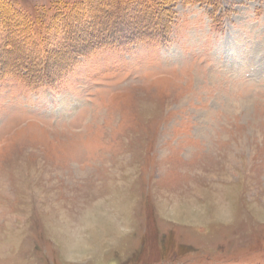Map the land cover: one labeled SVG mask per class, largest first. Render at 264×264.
<instances>
[{
  "label": "rangeland",
  "instance_id": "374dc122",
  "mask_svg": "<svg viewBox=\"0 0 264 264\" xmlns=\"http://www.w3.org/2000/svg\"><path fill=\"white\" fill-rule=\"evenodd\" d=\"M221 3L0 0V264H264V0Z\"/></svg>",
  "mask_w": 264,
  "mask_h": 264
},
{
  "label": "trees",
  "instance_id": "16d2710c",
  "mask_svg": "<svg viewBox=\"0 0 264 264\" xmlns=\"http://www.w3.org/2000/svg\"><path fill=\"white\" fill-rule=\"evenodd\" d=\"M185 1L188 3H191V4H201V5H207V6L211 7L213 9L211 16L213 18L215 26H217L219 28H221L223 26L224 18L226 16V14L222 8L223 7V4L221 3L222 0H185ZM141 15H144V14H141ZM70 24H71V26H70L71 29H73L72 22ZM128 26H131L132 28H134V26H132L130 24ZM80 28L82 29L81 26H80ZM155 31L156 30H154V32H151V30H148V29L142 31L141 29L139 30V28H138L134 31L133 30L129 31L128 32L129 36L126 34L118 35L119 34L118 33V34H116L117 36L115 35V38H113V39L106 38V36L102 37V38H96V40H98V41L96 42L93 39V41H95V42H92V44L88 43V45L89 44H91V45H89V48H86V49H84L85 46H80L79 43H77V44L74 43V45H73L74 48L72 49V52L74 54H73V60L71 62L73 63V62L78 61L79 57L87 55L95 49L108 48V47H119L120 45L123 46L127 43H130V42L136 43V42H140L142 40H145L144 39L145 37L149 41L159 42L164 37V32L162 30H159L156 32ZM111 33H113V32H111ZM100 36H98V37H100ZM76 51H78V52H76ZM8 67H9V71H13L14 69H18L17 64H15V65L10 64ZM41 73L42 72H40L39 74L42 75ZM36 75L37 74H30L28 76L35 77ZM32 79L34 80V81H31L32 85H36V84L44 82L42 79L38 80L39 78H32Z\"/></svg>",
  "mask_w": 264,
  "mask_h": 264
}]
</instances>
